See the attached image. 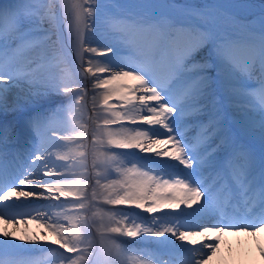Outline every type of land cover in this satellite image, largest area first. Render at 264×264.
I'll return each mask as SVG.
<instances>
[{
    "label": "snow or ice",
    "instance_id": "snow-or-ice-1",
    "mask_svg": "<svg viewBox=\"0 0 264 264\" xmlns=\"http://www.w3.org/2000/svg\"><path fill=\"white\" fill-rule=\"evenodd\" d=\"M12 88L62 99L23 150L0 127V204L46 201L0 210V264H264V0H17L0 113Z\"/></svg>",
    "mask_w": 264,
    "mask_h": 264
},
{
    "label": "bare ground",
    "instance_id": "bare-ground-1",
    "mask_svg": "<svg viewBox=\"0 0 264 264\" xmlns=\"http://www.w3.org/2000/svg\"><path fill=\"white\" fill-rule=\"evenodd\" d=\"M194 2L198 3L200 1L199 0H194ZM241 2H243V0H241ZM254 2L258 3L259 1L254 0ZM0 6H3V4H0ZM93 46H95V44H93ZM88 87L90 89L91 88V84H89ZM18 96H19V103L21 105H24V106L19 111H14L13 105L17 102V97ZM61 99H62V97H55L51 101H43L44 103L36 110L37 112L25 115L23 113L20 114V111L24 107L32 105V104H25V98H24L23 93H21L20 89L19 88H12V90L9 93H7L6 102L9 105V108H8V110L6 112L0 113V116H4V115L9 116L10 115L12 117L9 118V120H6L4 123H1V124L7 125V126H11L12 125V128H13V131H12L13 139L17 143L23 142V140H24L23 145L17 144L15 146H12V149H14V150L15 149L23 150L25 147L28 146L26 141L28 140V138L30 136V133L28 132L27 128L25 127V121L28 120L29 118L33 117V116L45 113L50 108L54 107L57 103H59L61 101ZM39 102H41V101H38V102H36L34 104H37ZM50 134L51 133H49V135ZM10 145H12V144H10ZM140 155H145V154H140ZM21 188H24V190H27V188L25 186H21ZM37 191H40V190L37 189ZM27 199L31 200V206L25 208L24 211L21 212L22 214L30 213V212H32V208L35 207L36 205L46 203V201L38 200V199H36L34 197L33 198H27ZM0 210H3V209H0ZM3 211L4 212H9V210H5V209ZM130 211L139 212L140 210H138V209H130ZM32 214H34V213H32ZM141 215L146 216L147 214L146 213H141ZM17 218H20V217H17ZM29 218L30 217L28 215L24 216L25 220H27ZM2 227H4V225H3L2 222H0V228H2ZM17 227H28L33 232H35L37 230V227H36L35 224H31V225H27V224H25V225H17ZM125 239H127V238H125ZM52 247H58V246L53 245ZM238 247H241V246H238V245H236L233 242L229 243V241H223L222 242V254L227 256V255H229L230 249L231 250H235ZM242 247L244 249L248 250L250 252L251 256H253V257L256 256V253H253L251 250H249L250 248H249V246L247 244L242 245ZM60 251H63V250L61 249ZM45 258H46V264H58L56 258L53 255H51V254H45ZM210 264H216V262L213 261V262H210ZM257 264H259L258 260H257Z\"/></svg>",
    "mask_w": 264,
    "mask_h": 264
},
{
    "label": "rangeland",
    "instance_id": "rangeland-1",
    "mask_svg": "<svg viewBox=\"0 0 264 264\" xmlns=\"http://www.w3.org/2000/svg\"><path fill=\"white\" fill-rule=\"evenodd\" d=\"M180 2H183V1L180 0ZM9 116H10V115H9ZM13 116H14V115H13ZM0 117H3V118H4V117H8V116H7V115H4V116H0ZM11 117H12V116H11Z\"/></svg>",
    "mask_w": 264,
    "mask_h": 264
}]
</instances>
